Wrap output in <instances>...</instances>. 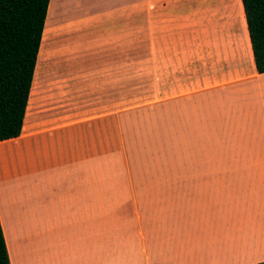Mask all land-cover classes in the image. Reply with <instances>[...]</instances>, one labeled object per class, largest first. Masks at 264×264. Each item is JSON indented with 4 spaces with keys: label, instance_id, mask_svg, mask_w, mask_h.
I'll list each match as a JSON object with an SVG mask.
<instances>
[{
    "label": "rangeland",
    "instance_id": "374dc122",
    "mask_svg": "<svg viewBox=\"0 0 264 264\" xmlns=\"http://www.w3.org/2000/svg\"><path fill=\"white\" fill-rule=\"evenodd\" d=\"M57 1L54 58L49 9L27 116H90L84 141L91 148V177L105 182L107 196L160 190L141 184L148 180H166V192L255 183L250 177L264 172V156L254 149L264 147V139L244 123L241 93L195 91L193 76L177 85L166 66V31L174 21L190 37L207 25L212 34L239 36L240 0H80L77 7ZM69 17L77 21L72 29ZM114 206L108 203V211ZM201 222L204 234L222 231L209 226L217 224L210 214ZM132 239L133 263L162 264L150 237ZM199 262L215 263L208 257Z\"/></svg>",
    "mask_w": 264,
    "mask_h": 264
},
{
    "label": "crops",
    "instance_id": "0c3cea01",
    "mask_svg": "<svg viewBox=\"0 0 264 264\" xmlns=\"http://www.w3.org/2000/svg\"><path fill=\"white\" fill-rule=\"evenodd\" d=\"M72 3L77 7L80 0ZM58 7L51 0L53 58ZM241 12L239 36L212 34L207 25L190 37L174 21L168 35L166 31V66L177 85L188 84L186 78L193 76L195 91L241 93L244 123L264 139V72L254 65L242 2ZM76 24L69 17L67 27ZM44 36L45 29L42 44ZM91 122L90 116L73 114L28 117L26 106L20 134L0 141V222L11 264H135L132 237L145 235L157 244L162 264H203L199 261L207 257L214 264L264 260L263 171L250 177L255 182L250 186L204 185L191 191L180 186L166 192V180H148L141 184L160 190L107 196L105 182L91 177V148L84 141ZM254 150L264 156V147ZM130 184L138 187L140 182ZM224 196L227 202L221 203ZM108 203L115 204L114 210L108 211ZM204 213L216 219L209 226L220 233L210 236L200 230ZM250 244L255 246L245 248ZM145 257L148 262L152 258Z\"/></svg>",
    "mask_w": 264,
    "mask_h": 264
},
{
    "label": "trees",
    "instance_id": "16d2710c",
    "mask_svg": "<svg viewBox=\"0 0 264 264\" xmlns=\"http://www.w3.org/2000/svg\"><path fill=\"white\" fill-rule=\"evenodd\" d=\"M50 2L0 0V141L17 137L21 132ZM241 2L254 65L261 73L264 72V0ZM0 264H11L1 222ZM251 264H264V260Z\"/></svg>",
    "mask_w": 264,
    "mask_h": 264
}]
</instances>
